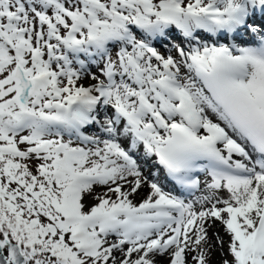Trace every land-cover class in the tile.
<instances>
[{
	"label": "snow or ice",
	"instance_id": "obj_1",
	"mask_svg": "<svg viewBox=\"0 0 264 264\" xmlns=\"http://www.w3.org/2000/svg\"><path fill=\"white\" fill-rule=\"evenodd\" d=\"M216 253L264 264V0H0V264Z\"/></svg>",
	"mask_w": 264,
	"mask_h": 264
},
{
	"label": "bare ground",
	"instance_id": "obj_2",
	"mask_svg": "<svg viewBox=\"0 0 264 264\" xmlns=\"http://www.w3.org/2000/svg\"><path fill=\"white\" fill-rule=\"evenodd\" d=\"M221 234H223V233H221ZM219 259H220V254L216 253L215 256L213 257L214 264H218Z\"/></svg>",
	"mask_w": 264,
	"mask_h": 264
}]
</instances>
